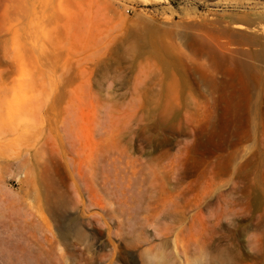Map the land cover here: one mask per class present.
<instances>
[{"label":"rangeland","instance_id":"374dc122","mask_svg":"<svg viewBox=\"0 0 264 264\" xmlns=\"http://www.w3.org/2000/svg\"><path fill=\"white\" fill-rule=\"evenodd\" d=\"M48 1L0 0V264H264V0Z\"/></svg>","mask_w":264,"mask_h":264},{"label":"bare ground","instance_id":"6f19581e","mask_svg":"<svg viewBox=\"0 0 264 264\" xmlns=\"http://www.w3.org/2000/svg\"><path fill=\"white\" fill-rule=\"evenodd\" d=\"M4 1V0H3ZM7 1V0H6ZM15 1V0H14ZM33 1V0H32ZM35 1V0H34ZM41 1V0H40ZM50 2H51V0H49ZM49 1H48V5H49ZM59 1V0H58ZM147 1V0H146ZM145 1V2H146ZM12 2V1H11ZM60 2V1H59ZM2 3V2H1ZM38 3V2H37ZM45 3H47L46 2V0L44 1L43 0V3H42V5H43V11H44V7H45ZM52 3H53V0H52ZM62 4H63V0H62ZM35 6V5H34ZM57 6H59V8H57V10L58 11H61L62 13L63 12H65V11H62V9H60V4L59 5H57ZM64 6V5H63ZM32 7V6H31ZM48 7V6H47ZM67 7V6H66ZM35 8V7H34ZM40 8H42L41 6H40ZM56 8V7H55ZM68 8V7H67ZM48 9H50V8H48ZM52 9V8H51ZM50 9V11H52ZM21 10H22V8H21ZM32 10H33V7H32ZM40 10V9H39ZM47 10V9H46ZM40 11H42V10H40ZM42 11V12H43ZM39 12V11H38ZM55 12V10L53 11V13L52 14H55L54 13ZM57 12V11H56ZM34 13V12H33ZM36 13V12H35ZM39 14H41V12L39 13ZM45 14H47L46 16H48V13H45ZM44 14V15H45ZM65 14V13H64ZM34 15V14H33ZM35 15H37V13L35 14ZM34 15V16H35ZM50 15V14H49ZM25 16V15H24ZM63 16V15H62ZM11 17V16H10ZM50 17H51V15H50ZM50 17L48 16V19H50ZM55 17L57 18V13L55 14ZM37 18H39V17H36V19ZM66 18H67V22H69V23H72L73 22V19L70 17V15L68 14V16H66ZM65 18V19H66ZM36 19H33V21L32 22H34ZM46 19H47V17H46ZM45 19V20H46ZM48 19H47V21H48ZM39 20H41V19H39ZM43 20V19H42ZM41 20V21H42ZM44 20V21H45ZM76 20V19H75ZM50 21H51V19H50ZM52 21H53V19H52ZM39 22V21H38ZM38 22H37V24H38ZM45 23H49V25H50V22H45ZM41 24V23H40ZM53 24V23H52ZM51 24V25H52ZM43 25V24H42ZM36 26V25H35ZM39 26V25H38ZM48 26V25H47ZM37 27V26H36ZM39 30H40V28H39ZM34 31V30H33ZM35 32H36V29H35ZM43 32V31H42ZM35 35H36V33H35ZM41 35V34H40ZM214 167V166H213ZM211 168L212 169V172H211V175H212V181H211V184H210V186H211V188H213V186H214V182H215V180L219 177V174H223V173H226L228 170H227V168L226 169H222V168H220V167H218V166H215L214 168ZM174 167H172L171 169L172 170H174L173 169ZM176 199H177V196H175V197H170L169 196V198H166V199H164L163 200V203H164V205L166 206V205H168L170 208H173V209H175L176 210V212H179V213H181V214H178V213H176V214H178V215H180L181 216V218H182V220L184 219V217H185V210H183V209H179V208H181V204L180 203H177L176 202ZM224 199H225V197H224V195L222 196V195H220V196H218V203H222V204H224L223 203V201H224ZM191 202V201H190ZM226 204H227V209L226 210H224L223 209V206H221V208H222V210H221V212H220V214H216V215H211L207 220H205V221H208V222H210L213 226H214V230H213V234L215 235V234H221V235H223V236H226V237H229L233 242H234V245H237L238 247H239V249L241 248V234H240V229H239V226H238V223H237V220H240L241 218H242V215L243 214H241V211H240V207H241V200H239V199H236V198H233V199H231V201L230 200H225L224 201ZM251 203H252V201H251ZM250 203V204H251ZM254 203V202H253ZM212 201H211V199H210V197L209 196H206V197H197L196 199H195V201H194V203H188L187 205L188 206H190V207H192V206H195V207H199L200 209H201V211L203 210V209H205V208H210L211 206H212ZM254 205V204H253ZM252 205V206H253ZM254 207H256L255 205H254ZM253 208V207H252ZM175 210H173V211H175ZM228 210H229V212H228ZM251 212V211H250ZM227 213H229L228 215H226ZM245 214V213H244ZM250 215V218L251 219H254L253 218V216H251V214H249ZM244 217V216H243ZM249 218V219H250ZM225 219H228L229 221H230V225H226V227H227V229H225V230H223V223H224V220ZM250 219V220H251ZM205 227V226H204ZM204 229L205 228H203V231H204ZM203 231H202V228L197 232L198 234H195V235H197V236H200L197 240H199L200 238H202V239H204V240H206L207 239V237L206 236H204V234H203ZM252 232V231H251ZM253 233V232H252ZM252 235V234H251ZM250 237H254V235H252V236H250ZM256 238V237H255ZM211 241H213V240H211ZM250 243H251V245H254L253 244V242H251L250 241ZM255 243V242H254ZM253 247V246H252ZM252 249V248H251ZM254 249V248H253ZM254 251V250H253ZM262 252V254H263V257H264V251H261ZM257 257V255H253L251 258H253L254 259V257ZM255 260V259H254Z\"/></svg>","mask_w":264,"mask_h":264}]
</instances>
